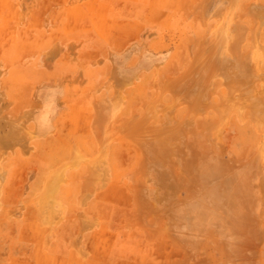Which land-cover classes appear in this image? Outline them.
Here are the masks:
<instances>
[{
    "label": "rangeland",
    "instance_id": "374dc122",
    "mask_svg": "<svg viewBox=\"0 0 264 264\" xmlns=\"http://www.w3.org/2000/svg\"><path fill=\"white\" fill-rule=\"evenodd\" d=\"M0 264H264V0H0Z\"/></svg>",
    "mask_w": 264,
    "mask_h": 264
},
{
    "label": "crops",
    "instance_id": "0c3cea01",
    "mask_svg": "<svg viewBox=\"0 0 264 264\" xmlns=\"http://www.w3.org/2000/svg\"><path fill=\"white\" fill-rule=\"evenodd\" d=\"M48 101H49V98L42 99V102H41L42 106L40 107L38 113L36 114V116L34 118V125L40 133H47L49 131V128L51 127V132H49L48 134H40L39 133V135L45 136V140L41 141L44 144L43 147L45 148V146H46L47 149H50L51 144H52L51 143L52 140L50 139V134L52 133V131L55 127L56 110L53 109V105H52L51 111H50V109L47 107ZM47 135H49V136L46 137ZM46 165H47L46 169L50 170L52 165H55V157L54 156H51V157L48 156V159L46 161Z\"/></svg>",
    "mask_w": 264,
    "mask_h": 264
},
{
    "label": "bare ground",
    "instance_id": "6f19581e",
    "mask_svg": "<svg viewBox=\"0 0 264 264\" xmlns=\"http://www.w3.org/2000/svg\"><path fill=\"white\" fill-rule=\"evenodd\" d=\"M50 228V227H49Z\"/></svg>",
    "mask_w": 264,
    "mask_h": 264
}]
</instances>
